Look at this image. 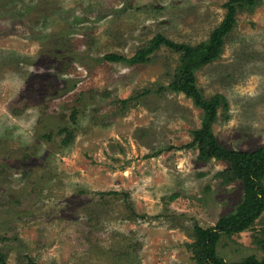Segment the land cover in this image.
<instances>
[{
  "label": "rangeland",
  "instance_id": "374dc122",
  "mask_svg": "<svg viewBox=\"0 0 264 264\" xmlns=\"http://www.w3.org/2000/svg\"><path fill=\"white\" fill-rule=\"evenodd\" d=\"M228 1L0 0L8 264H197L195 223L210 228L233 214L243 188L225 174L228 163L199 157L203 111L169 89L180 53L163 47L134 66L104 58L131 59L158 34L198 46ZM195 76L205 99L227 103L212 126L220 143L264 146V0L238 10L220 57ZM263 231L264 213L223 236L219 255L261 259Z\"/></svg>",
  "mask_w": 264,
  "mask_h": 264
},
{
  "label": "trees",
  "instance_id": "16d2710c",
  "mask_svg": "<svg viewBox=\"0 0 264 264\" xmlns=\"http://www.w3.org/2000/svg\"><path fill=\"white\" fill-rule=\"evenodd\" d=\"M257 3L258 0H229L225 5L227 13L221 25L212 32L208 41L198 46L176 43L158 34L131 59L116 54H109L104 58L109 62L134 66L147 63L149 56L163 47L180 53V64L169 89L191 98L196 107L203 111L202 126L193 132L194 144L200 152L199 157L201 160L215 159L228 163L229 168L225 174L232 182H240L243 188V201L233 214L221 217L210 228H203L195 223L191 250L197 264H264V256L259 259L252 255L238 262H228L218 253L223 236L231 238L252 229L264 213V146L253 151H241L229 149L220 143L212 126L217 122L220 107H226L227 103L221 95L211 100L205 99L197 86L195 76L197 69L220 57L226 37L237 24L238 10ZM62 132L69 133L67 128ZM259 244L264 254V239ZM0 264H8L1 255ZM29 264L34 263L30 261Z\"/></svg>",
  "mask_w": 264,
  "mask_h": 264
}]
</instances>
